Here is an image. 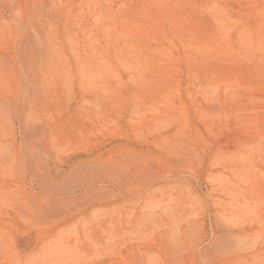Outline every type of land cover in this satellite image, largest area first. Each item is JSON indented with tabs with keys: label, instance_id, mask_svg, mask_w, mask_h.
<instances>
[{
	"label": "rangeland",
	"instance_id": "1",
	"mask_svg": "<svg viewBox=\"0 0 264 264\" xmlns=\"http://www.w3.org/2000/svg\"><path fill=\"white\" fill-rule=\"evenodd\" d=\"M58 3L54 73L0 65V264H264V0Z\"/></svg>",
	"mask_w": 264,
	"mask_h": 264
},
{
	"label": "bare ground",
	"instance_id": "2",
	"mask_svg": "<svg viewBox=\"0 0 264 264\" xmlns=\"http://www.w3.org/2000/svg\"><path fill=\"white\" fill-rule=\"evenodd\" d=\"M46 1L58 3L62 0ZM35 4L36 0H0V54L4 52L10 54V57L6 59L0 58V65L7 67H25L30 71L50 68L54 73L56 68L53 70L51 63L46 61L44 55L42 56L38 50V48H41L42 51H45V47H47L48 57L46 56V51L45 57L49 58V55H53L50 46L53 47L54 45H51L52 42H50V46L48 45L49 47L45 46L44 42L41 41L42 39H40V34L38 35ZM64 35H68V33H64ZM49 36L50 34L47 33V39L50 38ZM249 43L250 40L245 41V45H249ZM229 237L232 242V236ZM234 237L240 242L242 241L241 238H243L242 236ZM157 253L156 251L147 250L145 255H151V257L149 256L150 258L157 259Z\"/></svg>",
	"mask_w": 264,
	"mask_h": 264
}]
</instances>
